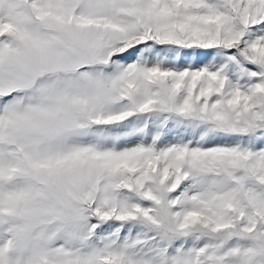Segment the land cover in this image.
Segmentation results:
<instances>
[{
    "label": "snow or ice",
    "instance_id": "snow-or-ice-1",
    "mask_svg": "<svg viewBox=\"0 0 264 264\" xmlns=\"http://www.w3.org/2000/svg\"><path fill=\"white\" fill-rule=\"evenodd\" d=\"M0 264H264V0H0Z\"/></svg>",
    "mask_w": 264,
    "mask_h": 264
}]
</instances>
